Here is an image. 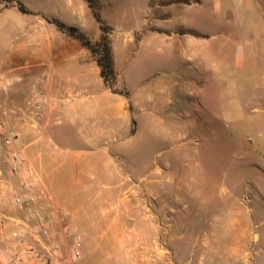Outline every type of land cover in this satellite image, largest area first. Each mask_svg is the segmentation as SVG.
<instances>
[{"label": "rangeland", "instance_id": "1", "mask_svg": "<svg viewBox=\"0 0 264 264\" xmlns=\"http://www.w3.org/2000/svg\"><path fill=\"white\" fill-rule=\"evenodd\" d=\"M19 1L32 12L24 14L28 20L43 12L89 38L99 28L84 0L78 15L65 0ZM96 1L109 39L113 32L115 50L122 47L131 58L114 85L125 95L179 76L162 35L147 32L145 37L138 30L132 41L124 42L127 30L165 24L167 16L176 25L184 17L225 14L224 3L215 7L214 0L171 10L168 0ZM223 39L222 34L203 52L207 61L195 80L174 93L182 102L171 107L169 124L196 119L185 130L184 148L162 125L152 131L140 127L126 159L115 160L104 171L101 164H82L83 145L73 130L53 143V168L61 181L45 176V186L80 238V258L72 264H264V102L242 95L240 70L226 69ZM14 45L0 40L3 52ZM6 150L0 143V165L8 169ZM66 157L75 162L62 165ZM80 176L88 193H64L62 184L77 188ZM53 233L58 238V227Z\"/></svg>", "mask_w": 264, "mask_h": 264}, {"label": "crops", "instance_id": "2", "mask_svg": "<svg viewBox=\"0 0 264 264\" xmlns=\"http://www.w3.org/2000/svg\"><path fill=\"white\" fill-rule=\"evenodd\" d=\"M189 1L168 0L166 8L171 10L186 3L188 6L201 5V0ZM223 3V17L197 19L190 16L175 25L170 24L172 18L167 16L165 24L133 32L127 30L124 42L132 41L138 30L144 31L145 37H148L147 32L162 35L171 48L169 58L177 60L179 76L170 81L149 82L138 95L131 90L125 95L112 92L106 86L96 58L78 41L49 23L43 16L45 13L33 14L34 18L28 20L24 17L26 13L0 2V40L15 42L5 52L0 50V69L22 78V82L7 94L0 91V98L5 96L19 103L37 77H47L41 86L49 99L42 123L31 126L18 118H8V126L17 133L13 148L23 149L39 180L44 185L45 176L54 183L61 181L54 172L56 157L51 152L52 145L56 140L67 139L72 130L80 135L83 145L80 150L82 164L89 167L101 164L104 171H108L115 160L126 159L140 127L152 131L162 125L184 148L185 130L196 124V119L192 118L189 124L179 121L169 124L171 107L182 102L181 96L174 93H180L195 80L201 63L207 61L204 53L210 51L213 40L222 34L227 71L233 66L240 70L238 83L247 101L264 102V0H214L215 7L220 8ZM65 5L76 15L79 7L82 8L80 0H65ZM99 35L98 28L91 39L96 40ZM112 36L113 32L110 34L112 57L119 77L131 58L124 48L115 50ZM74 162L73 157H66L61 163L71 165ZM25 178L24 170L11 175L9 169L0 165V248L11 242L9 234L17 227L9 218L23 215L11 202L10 190ZM77 183V188L62 184L61 189L64 193H88L84 177L80 176Z\"/></svg>", "mask_w": 264, "mask_h": 264}, {"label": "built area", "instance_id": "3", "mask_svg": "<svg viewBox=\"0 0 264 264\" xmlns=\"http://www.w3.org/2000/svg\"><path fill=\"white\" fill-rule=\"evenodd\" d=\"M46 78L37 77L19 103L5 96L0 98V139L7 149L5 163L11 175L22 170L27 175L10 190L11 202L23 215L9 218L17 227L9 234L11 242L0 248V264H72L80 258L81 241L67 212L53 201L23 149L13 148L17 133L8 126L11 116L31 126L42 123L49 103L48 95L41 89ZM21 82V77L0 69V91L7 94ZM54 227H58V238L54 237Z\"/></svg>", "mask_w": 264, "mask_h": 264}, {"label": "trees", "instance_id": "4", "mask_svg": "<svg viewBox=\"0 0 264 264\" xmlns=\"http://www.w3.org/2000/svg\"><path fill=\"white\" fill-rule=\"evenodd\" d=\"M92 12L93 18L99 24L101 34L98 39L92 40L86 34L81 32L78 28L68 26L57 18L48 17L44 18L57 26V28L64 32L66 35L76 39L83 47L88 49L90 54L96 58V62L100 68V76L103 78L105 84L115 93L118 91L114 88L116 83V72L114 70V62L112 57V47L110 39L107 35V27L102 24V19L98 11V3L96 0H84ZM8 6H15L22 13H32L24 7L19 0H0Z\"/></svg>", "mask_w": 264, "mask_h": 264}, {"label": "bare ground", "instance_id": "5", "mask_svg": "<svg viewBox=\"0 0 264 264\" xmlns=\"http://www.w3.org/2000/svg\"><path fill=\"white\" fill-rule=\"evenodd\" d=\"M237 223V222H236Z\"/></svg>", "mask_w": 264, "mask_h": 264}]
</instances>
